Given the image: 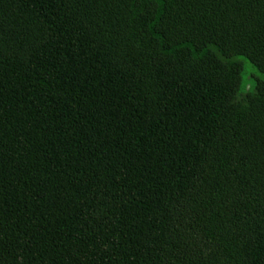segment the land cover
Listing matches in <instances>:
<instances>
[{
	"label": "trees",
	"instance_id": "1",
	"mask_svg": "<svg viewBox=\"0 0 264 264\" xmlns=\"http://www.w3.org/2000/svg\"><path fill=\"white\" fill-rule=\"evenodd\" d=\"M0 264H264V0H0Z\"/></svg>",
	"mask_w": 264,
	"mask_h": 264
},
{
	"label": "rangeland",
	"instance_id": "2",
	"mask_svg": "<svg viewBox=\"0 0 264 264\" xmlns=\"http://www.w3.org/2000/svg\"><path fill=\"white\" fill-rule=\"evenodd\" d=\"M248 65V64H247Z\"/></svg>",
	"mask_w": 264,
	"mask_h": 264
}]
</instances>
